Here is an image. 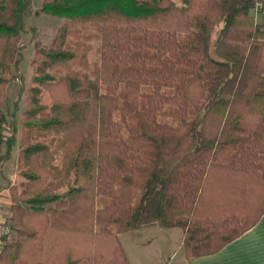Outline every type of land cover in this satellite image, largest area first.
I'll use <instances>...</instances> for the list:
<instances>
[{"label": "trees", "instance_id": "1", "mask_svg": "<svg viewBox=\"0 0 264 264\" xmlns=\"http://www.w3.org/2000/svg\"><path fill=\"white\" fill-rule=\"evenodd\" d=\"M29 6L0 0V169L17 144L7 91ZM41 6L64 25L48 47L35 38L23 181L10 186L0 264H129L119 235L149 225L181 228L191 259L254 228L264 215V24L250 13H264V0Z\"/></svg>", "mask_w": 264, "mask_h": 264}, {"label": "crops", "instance_id": "2", "mask_svg": "<svg viewBox=\"0 0 264 264\" xmlns=\"http://www.w3.org/2000/svg\"><path fill=\"white\" fill-rule=\"evenodd\" d=\"M257 17L260 20V17ZM9 87L7 95L10 90ZM9 109L7 107V111ZM8 129L10 128H5V138L9 136L6 135ZM16 129L21 133L18 125ZM16 138L18 145L20 139L18 132ZM13 155L12 152L14 158ZM10 162L11 160L3 163L0 169V178L5 183H7L5 173L9 169ZM0 187L4 186L0 185ZM8 191L5 189L0 193V199L5 206L6 203L10 204ZM119 240L129 264H264V215L254 228L221 249L220 252L191 259L185 255L184 232L178 227L164 228L159 225H149L138 231L122 233L119 235Z\"/></svg>", "mask_w": 264, "mask_h": 264}, {"label": "rangeland", "instance_id": "3", "mask_svg": "<svg viewBox=\"0 0 264 264\" xmlns=\"http://www.w3.org/2000/svg\"><path fill=\"white\" fill-rule=\"evenodd\" d=\"M30 3L27 18L25 19V30L22 34V42H21V52L18 58V65L15 68V74L17 79L12 81L9 85L10 90L8 93V104L7 107L10 108L8 112L14 113L15 119L9 118V122L17 121L18 128H21L20 118L21 112L24 107L25 100V90L31 84V78L33 76V70L31 67V63L34 57V42H40L44 46L52 45L54 42L59 29L64 25V19L58 18L52 15H47L41 12V5H43L44 0H28ZM180 3V2H179ZM180 5V4H179ZM258 14V15H257ZM251 16H253L257 23L264 24V13L260 14L258 10H256V6L251 9ZM260 17V20L258 17ZM257 18V19H256ZM220 28H217L214 31L215 34L219 31ZM213 36V37H214ZM215 38V37H214ZM213 39V38H212ZM215 40V39H213ZM214 42V41H213ZM212 53L215 55L214 49L212 48ZM45 105H51V99L48 94L44 93L42 95L41 100ZM12 111V112H11ZM11 123L7 125V128H10ZM8 133L6 135L10 136L12 132L11 128L7 130ZM20 132L18 131V137L20 136ZM9 136H6L8 138ZM19 143L16 144V147L13 149L14 158L11 156V162L8 166V170L6 174L7 183H5L0 178V185L4 187H0V193L3 190L8 191V197L10 195V204L6 203V213L10 216V205H11V191L10 186L18 185L23 181L20 173L18 172V158H19ZM18 150V151H17ZM6 151V144H4L0 149V154H4ZM66 190V188H65ZM7 193V192H6Z\"/></svg>", "mask_w": 264, "mask_h": 264}, {"label": "built area", "instance_id": "4", "mask_svg": "<svg viewBox=\"0 0 264 264\" xmlns=\"http://www.w3.org/2000/svg\"><path fill=\"white\" fill-rule=\"evenodd\" d=\"M6 206L0 199V252L4 245L5 239L13 234L11 224L8 221Z\"/></svg>", "mask_w": 264, "mask_h": 264}]
</instances>
